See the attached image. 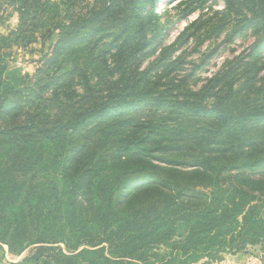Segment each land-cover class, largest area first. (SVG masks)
Masks as SVG:
<instances>
[{
  "label": "rangeland",
  "instance_id": "obj_1",
  "mask_svg": "<svg viewBox=\"0 0 264 264\" xmlns=\"http://www.w3.org/2000/svg\"><path fill=\"white\" fill-rule=\"evenodd\" d=\"M3 1L7 0H0V34L8 35L20 24L19 14L14 6ZM120 1L125 3H118L109 15L80 30L72 28L57 52L53 45L59 32L43 43L42 31L36 26L45 19L47 27H52L62 12L54 7L46 12L31 8L26 28L34 31L33 37L27 32L25 39L17 40L25 45L5 49L10 70L26 77L20 106L35 113L31 120L23 114L21 124L34 121L35 125L43 123L49 127L65 110H84L90 102H104L108 107L97 116H88L71 132L73 142L59 159H63L64 168L54 170L53 184L61 188L65 179L76 173L77 162L68 158L77 157L80 145L93 140L101 146L107 142L108 151L122 155L110 158L106 173L116 188L119 207L145 215L153 213V205L159 208L171 201L165 193L158 192L160 189H148L156 179L164 177L165 168L176 167L168 163L184 166L178 162H225L227 157L222 153L205 148L227 143L226 148L243 145L250 154L240 159L254 164V168L237 171V166H231L222 174H238L235 186L245 183L248 177L251 186H258L251 195L263 198L264 161L256 163L253 153L264 149V0H234L233 6L225 0ZM94 3L83 0L76 4L73 19L87 13ZM113 19L112 25L108 24ZM125 20L144 28L127 36L122 28ZM126 39L135 46L121 49ZM50 62L53 64L47 75L39 80L38 71ZM50 77L52 87L42 91L43 87L37 95L29 91L28 85L48 83ZM185 101L196 103V107L183 106ZM48 115L53 119H48ZM133 138L139 140L132 142ZM134 151L142 159L127 157V153ZM178 168L189 172L198 167ZM206 177L209 174L191 177L200 183L198 190H205ZM198 199L187 196L178 199V204L182 208H200L203 200ZM59 217L64 223L67 221L54 208L46 219L54 223V234L48 233L54 236L55 243L45 246L68 252L71 248H67L65 241L70 237L71 226L58 229L62 228L57 224ZM186 233L187 228L179 223L174 239L180 240ZM38 246L31 245L16 255L7 245L0 244V264H36L23 260L37 253ZM154 251L163 255L168 248L161 245ZM150 260L155 261L156 256H150ZM192 264H264V242L248 245L242 252L225 253L220 260L204 258Z\"/></svg>",
  "mask_w": 264,
  "mask_h": 264
},
{
  "label": "trees",
  "instance_id": "obj_2",
  "mask_svg": "<svg viewBox=\"0 0 264 264\" xmlns=\"http://www.w3.org/2000/svg\"><path fill=\"white\" fill-rule=\"evenodd\" d=\"M49 1H3V4L9 3L17 10L20 24L8 35L0 34V244L7 245L9 251L16 255L22 254L31 245H40L37 253L23 260L35 261L36 264H192L204 258L220 260L225 253L242 252L248 245L263 243L264 196L251 195V191L258 186H251L248 177L245 183L235 186L233 182L238 174L227 177L222 174L231 166H237V171H244L245 167L254 168V164L240 159V156L249 157L250 154L243 145L226 148L227 143H218L205 148L210 152L222 153L227 157L225 162H178L184 166L168 163L176 167L165 168L162 172L164 177L156 179L155 185L148 189H160L158 192L165 193L171 201L159 208L153 205V213L149 211L145 215L119 207L115 198L116 188L106 173L110 158H120L122 155L108 151L110 146L107 142L103 146L96 144L95 140L80 145L77 157L68 158L77 162L76 173L65 179L61 188L53 184L54 170L64 168L63 159L62 162L59 159L73 142L71 132L77 130L88 116H97L107 111L108 107L104 102H90L84 110H65L54 118L55 123L49 127L43 123L35 125L34 121L21 124L23 114L31 120L35 113L30 108L25 110L20 106L21 87L25 85L26 77L20 76L17 70H10L6 61L9 53L5 49L25 45L17 40L25 39L27 32L33 37L34 31L26 28L29 26L28 11L31 8L46 12L54 7L63 13L52 27H47L45 19H41L36 26L38 31H42L39 32L43 43L59 32V39L53 45L54 52H57L72 28L82 29L101 16L109 15L113 7L125 1L94 0L96 3L87 13L77 15V20L73 19V7L83 0ZM225 1L230 6L234 5V0ZM137 2L143 4L145 1ZM113 22L114 19L108 24L112 25ZM122 28L128 36L142 31L144 26L135 27L125 20ZM124 42L121 49L135 46L130 44L129 39ZM51 64L53 62L38 71L39 80L47 75ZM49 80L45 84L36 83L33 87L28 85V89L37 95L43 87L42 91L53 86L52 77ZM181 104L187 108L196 107L192 101ZM47 118L53 119L50 115ZM131 140L137 142L139 139ZM226 151L229 155L225 154ZM255 154L256 163L264 161V149H256ZM126 155L128 158L142 159L137 151ZM82 158H85L84 163ZM186 165L198 168L189 172L178 168ZM65 169L69 171V167ZM198 173L209 174L205 190H198L200 183L191 179ZM261 186L264 190V185ZM187 196L189 199L196 197L203 200L202 207H179L178 199ZM54 208L67 220L64 223L59 217L57 224L62 228L58 229L67 230L69 224L71 226L70 237L65 241L67 248H71L68 252L45 246L55 243L54 236L49 235L54 234V223L46 220ZM85 220L92 225L85 224ZM179 223L187 228V233L180 240H175ZM84 236L87 238L83 239ZM161 245L168 248L163 255L154 251ZM45 252H48L47 255ZM152 255L156 256L153 262L150 260Z\"/></svg>",
  "mask_w": 264,
  "mask_h": 264
}]
</instances>
